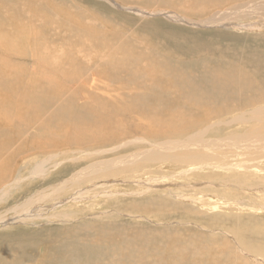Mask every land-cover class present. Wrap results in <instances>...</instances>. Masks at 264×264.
I'll return each mask as SVG.
<instances>
[{"label": "bare ground", "instance_id": "obj_1", "mask_svg": "<svg viewBox=\"0 0 264 264\" xmlns=\"http://www.w3.org/2000/svg\"><path fill=\"white\" fill-rule=\"evenodd\" d=\"M168 1L173 5V8L159 10L165 18L186 22L194 26H206V24H208L227 27L233 26L232 24L235 23L234 26L236 27L248 29L258 24V22L243 21V19L256 17L262 20L264 18V0H256L253 5L246 6L241 14L236 13L235 15V13H231L228 15H221L215 12L207 16L206 19L199 21L184 16L180 11L200 13L204 9L203 3L212 7H217V0H186L187 2L183 1V4L180 3L181 0ZM198 1L203 3L202 5L199 4L197 7L196 3ZM191 4H193V6H191ZM40 5L42 4L40 3ZM184 7L187 9H183ZM172 9H175L178 14ZM60 10H58V12ZM38 12H40L38 4L36 5L33 0H27V2H14L11 5H8L6 0H0V64H2L0 65V140L3 141L2 148L8 153V155L0 157V202L5 201L6 195L11 192V189L18 188L20 180L23 178H43L49 175L47 182L53 181L54 174H50V172H52L50 168L56 167L57 161H55V158L59 154L62 156L67 154L71 155V152H84L85 149L83 150L81 148L95 147L96 150L97 148L99 149L97 151L95 150L96 152L85 151L86 154L94 156L97 152L112 151L130 143H140L142 147L137 151L133 149L134 152L132 153L121 154L119 156L116 155V157L111 159L89 163L82 168L80 167L78 170L74 169L75 171L70 173L63 180L34 191L33 194L27 196L22 202L13 204L12 207L8 209L6 207V209L0 213V228L10 223H29L42 217L46 218L51 208L54 210L57 206L65 202L84 201L94 197L104 198L105 202L113 201V197L117 192L122 194V191H109L107 186L118 184V182H131L135 186L131 187L132 189L135 188L133 192L144 194L147 196L146 198L143 197L146 200L150 198L148 194H152V198H159L152 204L154 207L145 205L146 203L141 205L139 202L133 201V205H137L134 208L138 209V211L134 213L135 216H141L146 220H151V222H153V219L156 220L157 218V213H155L157 212V210H155L157 208L155 204L156 206L158 204H164V207L167 208L172 207L167 206V195L175 199L182 198L188 200L193 204L197 203L204 205L208 203L210 206H214L216 197L222 192L221 197L234 198L236 199L235 203L237 202L238 205L244 206L246 202H244L242 198H235V193L231 190L232 188L245 185L248 189L264 194V166H262L264 165V103H260L250 110L241 111L231 119L228 118V121H218V123H216L217 126L219 124H223L224 126V128L219 130H217L216 127L213 128L214 124L207 123V126L202 125L197 127L196 123V120L201 115L203 120L207 119V117L220 118L221 115L228 110H242L243 108L241 107L250 106L260 101L264 97V75L261 76L260 74L264 72L261 71L262 73L260 72V74L259 70L258 73L254 72V70H256L254 68L256 66L264 68V63H262V61L260 62L257 58H251L241 54L233 56L231 55L229 47L220 48L212 42L213 53L207 61L206 68L208 73L205 75L204 79V85L207 87L206 91L201 94L199 99L192 101L189 108L184 111L180 110L178 113L171 116L168 122L161 119L160 115H155L154 120L164 127L156 130L158 134L152 132L153 127L148 123L146 117L138 120L140 126L143 128L141 129L142 133L138 136H135L132 130L122 122L118 120L113 122V119L109 117L105 121L104 130L96 128V132L102 130L100 135L92 137L89 134L88 137L84 139L83 134L86 132L85 127L87 125L84 127L79 120L83 119L84 111L88 115H95V113L85 108L87 102L80 104L74 103L75 97L73 98V93H78L79 96H83L85 88L90 89V82H87L90 75H88L85 68L79 67L74 63H69L64 67L65 54H63L61 60L58 59L60 60L57 63L58 66L52 67V70L46 73V75L51 76L43 75L44 77L42 76L35 81H31L29 78L31 81L29 83L27 82L26 76L15 72L14 68L9 67V64V66L3 65L10 62H19L23 64L25 62H31L33 64V62L39 59V55L37 56L36 51H39L38 44L41 41L43 43V41L51 40L55 45H57V43L60 44L59 46L65 44V50L66 48L72 50L75 44L82 45L86 48V45H84L86 41H91L93 47L98 49L97 52L102 47L98 41V35H96L97 33L94 31V24H92L95 21L91 22L89 19H87V22L82 19H80V21V17L76 18L77 15L73 16L69 14L64 19L61 18V21L54 20L56 19L54 18L53 23L54 26L57 27V30L52 29L47 31L48 29L45 30L43 27H40L39 23L35 24L32 22L35 17L39 20V15H37ZM91 16L90 14L89 17ZM70 17L75 18L73 20L71 19L73 23L69 26L71 21ZM23 20H26V24L22 22ZM94 20L98 21V18ZM98 23L102 26L105 25L103 21H98ZM98 23L96 22V25H98ZM64 28L68 31L64 30ZM123 34L115 43L127 39V32ZM140 34L141 33H138L135 39H138ZM128 35L132 36L133 31H130ZM158 35H160L159 39H164L165 42L164 44L154 42L152 48L160 53L161 56L162 51L171 45L167 42L170 39L168 36H161L159 32ZM105 41H107V39H105ZM188 42H184V53L187 56V60L198 50L205 47L203 41H201V43ZM176 47H178L177 44L174 45V48ZM239 47L240 46L236 48V52L242 51L241 49L243 48ZM78 50L80 49L78 48ZM146 53L153 54L149 49ZM136 55L137 53L132 52L129 47L126 48L117 45L115 51L110 54V57H112L114 61L122 58L127 62V65L130 68H134L135 71L146 70L145 66L150 64L138 61ZM187 67V63L181 64L179 68L174 70L173 75L181 76L180 70ZM169 68L170 67H166V69ZM41 75L42 74H40V76ZM196 77L197 75L193 71H190L189 77L183 81L182 86L187 89H196L198 87ZM60 81L63 82L62 86L65 84L64 87L53 85V82L59 84ZM154 85H157V83H154ZM164 88L159 90H164ZM4 90L7 92V97ZM227 93H230L231 96H223V94ZM54 98H60L63 102H61L56 109H49L48 106L51 105ZM136 100L137 98L135 96L134 101H130L129 105L121 109L122 112L127 115L137 113L139 108ZM7 101L10 103L9 108L6 107ZM206 102L208 103L205 107ZM170 105L171 103H168V106ZM69 109H74L77 116H74L68 121L69 125L67 127H62L61 124L67 120V112ZM30 110H32L34 115L38 116V118L29 124V126L24 127V116L26 112ZM47 110L51 111L47 112ZM14 112L18 114L17 127L19 130L26 131L27 128L31 126V128H35L40 133V135L35 134L33 136L31 133H28L29 131L26 133L23 132L22 138L24 137L25 140L23 144L30 143L29 146L26 147L24 153L22 152L25 147L19 143L22 138L20 140L18 139L20 133L7 135L1 129L2 126L8 128L11 114ZM183 113L185 117L191 114L195 123L193 125L191 123L185 124V128L188 132L179 137L178 129L174 127L167 128L166 126L169 124L172 126L179 124V126L182 127L180 117ZM28 123L29 122H25V124ZM246 123H248V126L244 125ZM227 125H231V127L234 126V128L231 130L229 127L230 130H227L225 129ZM210 129H212V136L207 134V131ZM162 134H166V136L161 137ZM170 134L173 135L170 136ZM127 137H130V139H125ZM120 140L123 141L117 143V141ZM108 145L111 146L105 149L104 146ZM61 150L62 152H60ZM63 151L67 152L65 153ZM25 158L33 162L29 163V165H23V162L26 163ZM22 165L23 169L25 168L27 172L24 174L25 176H21V174H19L20 171L18 172L17 170ZM152 166L157 167L153 168ZM60 169H62V167ZM62 173L64 172L62 171ZM120 176H123V178ZM167 179L170 180L167 181ZM229 184H232L231 189L226 188ZM242 186L240 187L242 188ZM113 187L119 188L116 185ZM182 190H192L193 193L186 195L187 192L183 193ZM16 194L22 195L23 191L20 189ZM157 195L160 196L157 197ZM62 197L66 199L64 200ZM173 205H175V201ZM177 205L178 203L176 206ZM219 208L221 207L219 206ZM262 208L264 209V206ZM224 209L231 210L230 206L227 205L224 206ZM181 210L182 209H180V211ZM173 212L174 210L172 213ZM102 213L107 212L104 211ZM187 213H185V215ZM168 214H164V216ZM51 216L58 218L60 221L66 220L67 218L69 220L72 219L71 214H68V212H57L53 213ZM60 229L65 230V235L60 234ZM60 229H58L55 234H48L47 237L38 238L36 241H33L31 239L33 235H30L28 237L24 236L22 240H19L21 244L16 246L9 247V244L5 243L8 245L7 248H0V264H34L35 262L36 264H118L119 261L125 260L126 264L127 262L129 264H132L130 262L150 264L151 260L149 256L155 254L154 243H159L161 245L166 243L169 246L172 244L171 242L175 240L173 236H167L170 231H168L167 234H161L160 231H156L157 233H153L154 235L147 233L145 234L146 237H141L138 241L130 240L124 243L125 250L130 247V249L134 251L132 253L134 257L128 259L124 252H120L117 249V244L120 243L118 240L122 239L115 236V234H117L116 232L108 231V228L105 226H99L92 234L75 232L74 230L71 232L70 229L66 230L65 228ZM158 232L160 234H158ZM241 233L239 236L240 239L237 237V245L239 247L243 243L240 241L243 240ZM230 234L232 235V233ZM91 237H93L94 240L89 242V246H76ZM77 240L81 241L78 243ZM176 240H178V238ZM103 241L111 244L112 251L109 252L103 249L105 245ZM191 241L192 239L187 242L186 247H183L182 243V245H177L178 248L175 249V251L178 249L187 251ZM74 243L75 246H73ZM263 243L264 241L262 245ZM262 245H258L256 248L257 254L251 257V260L256 264H264V246ZM244 248L245 247H242L241 251L244 250ZM16 249H18L17 254L14 255L13 251ZM131 250L128 252H131ZM111 252L115 253V256L106 259L110 256ZM142 252H149V254L146 256L140 255ZM35 256H38L39 259L37 261L36 259L30 261ZM156 257H158V259H166V261L168 260L169 262L170 260L172 261V259L180 260L181 263L187 262V256L182 255L181 252H177L172 256L171 254L169 255L160 251L156 254ZM104 259H106L107 262H103Z\"/></svg>", "mask_w": 264, "mask_h": 264}, {"label": "rangeland", "instance_id": "obj_2", "mask_svg": "<svg viewBox=\"0 0 264 264\" xmlns=\"http://www.w3.org/2000/svg\"><path fill=\"white\" fill-rule=\"evenodd\" d=\"M33 1L36 5L38 4L40 12H38L37 15H39L40 21L35 17L34 21L32 22L35 24L39 23L40 27H43L45 30L48 29L47 31H50L52 29L57 30V27H55L53 23L54 18H56L54 20L61 21L69 14H72L73 16L77 15L76 18L80 17L79 20L82 19L86 22L87 19H89L91 22L95 21L94 23H92L94 24V31L97 33L96 35H98V41L102 45L98 52V49L93 47L91 41H86L84 43V45H86V48L82 45L75 44L72 50L69 48H66L65 50V44L59 46L60 44L57 43V45H55L51 40L43 41V43L41 41L38 44L39 51H36L37 56L39 55V61L36 60L35 62H33V64L31 62H25L24 64L19 62H10L3 64L5 66L10 65L9 67L14 68L15 72L19 73L20 75L26 76L27 82L29 83L33 80L35 81L36 79H39L43 75L51 76L46 75V73L50 72L49 70H52V67L58 66L57 63L61 60L63 54H65L64 67H66L69 63H74L79 67L85 68L88 75H90V78H88L87 81L88 83L90 82V89L85 88V93L83 96H79L78 93H73V98L75 97L74 103L80 104L87 102L85 108L95 113V115H88L84 111L83 119L79 120L84 127L87 125L85 127L86 132L83 134L84 139L88 137L89 134L92 137L100 135L102 133V130H104L105 121L109 117L113 119V122L115 120H118L119 122L125 124V126L132 130L135 136H138L142 133L141 129L143 128L140 126L138 120H141L145 117L148 119V123L153 127V133H157L156 130L159 128H164L154 120L155 115H160L161 119L168 122L171 116L178 113L180 110L184 111L185 109L189 108L192 101L199 99L201 94L206 91L207 87L204 85V79L205 75L208 73V70L206 68L207 61L210 55H212L213 53L212 42L220 48L229 47L231 55L233 56H238L241 54L251 58H257L260 62L262 61V63H264V18L262 20H259L256 17L243 19V21L258 22V24H256L255 26H251L248 29H241L240 27H236L234 26L235 23L232 24L233 26L227 27L208 24H206V26H194L186 22L174 21L165 18V16H163V14L159 12V10L173 8V5L169 3L168 0ZM183 1L186 0H181L180 3L183 4ZM14 2H27V0H6V3L8 5H11ZM255 2L256 0H217V7H212L208 4L198 1L196 3L197 7L199 6V4L202 5V3L204 5V9L200 13H191L188 11L183 12V10H178L184 16L189 17L195 21H199L206 19L207 16L212 15L215 12H218V14L221 15H228L231 13H235V15L236 13L241 14L246 6L253 5ZM40 3L42 5H40ZM191 6H193V4H191ZM183 9L187 8L184 7ZM58 10L60 11L58 12ZM172 10L175 11V9ZM175 13L178 14L176 11ZM90 14L92 15L91 17H89ZM50 15L52 18L50 17ZM74 18L75 17H70V20H73ZM95 18H98V21H103L105 25L102 26L100 23H98V21L94 20ZM72 20L70 21L69 26L72 25ZM25 21L26 20H23L22 22L26 24ZM96 22L98 23V25H96ZM64 30L68 31L65 28ZM130 31H133L132 36L128 35ZM125 32H127V39H124L119 43H115L123 33L125 34ZM158 32L161 33V36H168V38L170 39L167 42H169V44L171 45L170 47L162 51L161 56L160 53L152 48V44L154 42L161 44H164L165 42L164 39H159L160 35H158ZM138 33L141 34L140 36H138V39H135V36ZM105 39H107V41H105ZM186 41H189L188 43H201V41H203L205 47L198 50L187 60V56L184 53V42ZM175 44H177L178 47L174 48ZM117 45L126 48L129 47L132 52L137 53L136 58L138 61L147 62L151 66H145L146 70L135 71L134 68H130L127 65V62L122 58L114 61V59L110 57V54L115 51ZM238 46L243 48L241 49V52L235 51ZM78 48L80 50H78ZM148 49L151 50L153 54H147L146 52ZM183 63H187L188 67L180 70L181 76H174V70L179 68V66ZM166 67L170 68L166 69ZM254 69H256L254 70V72L257 73L259 70V74L261 71L264 72L263 67L256 66ZM190 71H193L197 75L196 80L198 87L196 89H187L182 86L183 81H185L186 78L189 77ZM40 74L42 75L40 76ZM260 75L263 76L264 73ZM29 78L31 79V81ZM154 83H157V85H154ZM62 84L63 82L61 81L59 84L53 82V85L55 86L60 85L61 87H64L65 84L63 86ZM161 88H164V90H159ZM4 92L7 97L6 90H4ZM135 96L137 98L136 103L139 111L135 114L131 113L127 115L122 112L121 109L129 105L130 101H134ZM223 96H231V94L227 93L223 94ZM61 102H63L62 99L54 98L48 108H52L54 110L61 104ZM168 103H171V105L168 106ZM207 103L208 102L205 103V107ZM260 103H264V97L253 105L241 107L243 108L242 110H228L227 112L222 114L220 118L207 117V119L203 120L201 118V115L196 120L197 127L202 125L207 126V123H210L214 124L213 128L216 127L217 130L222 129L224 128L223 124H219L218 126L216 125L218 121H228L233 116L238 115L241 111L250 110ZM6 107H10V103L8 101L6 102ZM48 111L51 110H47V112ZM17 116L18 114H16L15 112L12 113L8 128L4 126L1 127L5 134L10 135L20 133V137L18 138L19 140L27 131H29L28 133H31L33 136L35 134L40 135V133L35 128H31V126L27 128L26 131L19 130L17 127ZM74 116H77L76 111L74 109H69L67 112V120H65L61 124L62 127H67L69 125L68 121L71 120ZM37 118L38 116L34 115L32 110L26 112L23 120L24 127L29 126V124H31ZM180 120L182 121V127H180L179 124H176L174 126L169 124L166 126L167 128L174 127L175 129H178L179 137L188 132V130L185 128V124L191 123L193 125L195 123V120L191 117V114L187 115L186 117L184 113L181 114ZM25 122L29 123L25 124ZM244 125L248 126V123ZM229 127L231 128V130L234 128V126L231 127V125H227L225 126V129L230 130ZM96 128H101L102 130L100 132H96ZM212 129L207 131V134H209L210 136H212ZM172 135L173 134H170V136ZM164 136H166V134H162L161 137ZM125 139H130V137H127ZM122 141L123 140L117 141V143H120ZM23 142H25L24 137L19 142L22 146L25 147L22 153L25 152L26 147L30 144H23ZM2 143L3 141L0 140V157L8 155L6 150L2 148ZM110 146H104V148L108 149ZM141 147L142 145L140 143H130L124 146H120L119 148L112 151L97 152L95 154L96 156H91L89 154H86L85 152L87 150L95 151V147H87L89 149L81 148L83 150L85 149V151L71 152V155L67 154L65 156H62L59 154L55 158V161H57L56 167L50 168V171L53 172H50V174L56 175H53L54 180L51 182H47L49 175L44 176L43 178H23L22 180H20V185L18 186V188L11 189V192L6 195L7 197L5 201L0 202V213L3 212L6 207L8 209L9 207H12L13 204L22 202L27 196L33 194L34 191L44 188V186L46 187L50 184H53L55 182L57 183L63 180L73 171L80 169V167L82 168L89 163L98 162L100 160H107L109 158L111 159L113 157H116V155L119 156L121 154L132 153L134 152V150L137 151ZM97 150L99 149L97 148ZM60 152H62V150ZM63 152L66 153L67 151ZM25 161L26 163L23 162V165H29V163L33 162L31 160L30 162L26 158ZM23 165L17 169L18 172L20 171L19 174H21V176H25L24 174L27 173L26 169H23ZM65 165L67 167L69 166L70 168H67ZM61 167L62 169H60ZM152 167L155 168L157 166ZM62 171L64 173H62ZM121 178H123V176ZM169 180L170 179H167V181ZM111 185L112 186H107L109 188V191H122V194L120 192H117L116 195L114 194L115 196L113 195V201L111 200L105 202L104 198L94 197L91 198L92 200L89 199L84 201H70L68 203L65 202L57 206L54 210L53 208H49L51 211L48 212L49 214L47 213L46 218L42 217L29 223H10L5 227H1L0 248H7L8 245H6L5 243L9 244V247L19 245L21 244V241L19 240H22L24 236L28 237L30 235H33L31 239L33 241H36L38 238L47 237L48 234H55V232L60 228H65L66 230L70 229L71 232L74 230L75 232H85L87 234H92L96 230V228L102 225L108 228V231L116 232L117 234H115V236L122 239L118 240L120 241V243L117 244V249L120 252H124L128 259L134 257L132 256V253L134 251L131 250L130 247L125 250L124 243L130 240L138 241L139 238L146 237L145 234L147 233L150 235H154L157 233L156 231H160L161 234H167V232L170 231L167 236H173L175 240L172 241V244H170L169 246L166 243L164 245L154 243L155 254L149 256L151 260L150 264H256L251 260V257L257 254L256 248L258 247V245H262V242L264 241V236H262L264 235V209L262 208L264 206V194L253 191L252 189H248L245 187V185H240L242 186V188L239 186L232 189V184H229L228 187L226 186V188H230L232 191H234L235 198H242V200L246 202V205L244 206L238 205L237 202L235 203L236 199L234 198L221 197L222 192L216 197L214 206H210L208 203H205L204 205H200L197 203L193 204L188 200H184L182 198L175 199L172 196L168 197L167 195V206H172L170 208L173 209L164 207V204H158L157 206L155 204V207L157 208L155 209L157 210V212H155L157 213V218L156 220L153 219V222H151V220H146L141 216H135L134 213L138 211V209L134 208L137 205H133V201L139 202V204L141 205H144L146 203L145 205L154 207L152 204L159 198H152V194H148L150 198L148 200L144 199L147 196H145L144 194L133 192L135 188L132 189L131 187L135 186L131 182H118V184ZM114 185L118 186L119 188L113 187ZM20 189L23 191V194L17 195L16 192ZM182 192H187L186 195H190L193 193L192 190H182ZM159 196L157 195V197ZM62 199L65 200L66 198L62 197ZM174 201L175 205H173ZM177 203L178 205L176 206ZM225 205L230 206L231 210L224 209ZM219 206L221 208H219ZM180 209L182 210L180 211ZM103 210L107 213H102L104 212ZM173 210L174 212L172 213ZM52 212H68V214H71L72 219L69 220L67 218L66 220L60 221L58 218L51 216L53 214ZM163 213H169L168 215L170 216H164ZM185 213H187L188 215H185ZM259 228L262 230H260ZM60 230V234L65 235V230ZM160 233L158 232V234ZM230 233H232V235ZM240 233L243 236V240L240 241L244 244L242 243V245L239 247L237 245V242L238 238L240 239ZM177 238L178 240H176ZM191 239L192 241L191 244L188 245L189 248L187 249V251L183 249H178L175 251V249L178 248L177 245L183 244L182 246L186 247L187 242H189ZM92 240H94L93 237L84 240L82 243H79V241L77 240L79 244L76 246H89V242ZM105 241H103V243L105 244L103 249L109 252L112 251L111 244H108ZM73 246H75V243L73 244ZM262 246H264V243ZM242 247L245 248L241 251ZM17 250L18 249L13 251L14 255L17 254ZM130 250L131 252H128ZM160 251H163L169 255L171 254L172 256H174V254L177 252H181L182 255L187 256V262L181 263L180 260L175 259H172V261L170 260L169 262L168 260L166 261V259H158V257H156V254H158ZM112 253L113 252H111L110 256L106 259H110V257L115 256V253ZM245 253H248V256ZM148 254L149 252H142L140 255L146 256ZM35 259L37 261L39 257L35 256L30 261H34ZM106 259H104L103 262H107ZM226 260L228 263L226 262ZM122 263L126 264V260L118 262V264ZM130 263L137 264L133 262ZM34 264H36V262ZM127 264L129 263L127 262Z\"/></svg>", "mask_w": 264, "mask_h": 264}]
</instances>
